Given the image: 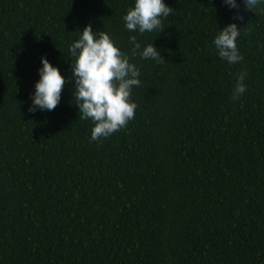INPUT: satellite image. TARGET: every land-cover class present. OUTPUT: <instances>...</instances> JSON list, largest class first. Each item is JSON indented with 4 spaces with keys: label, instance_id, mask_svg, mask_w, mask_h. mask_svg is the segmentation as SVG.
<instances>
[{
    "label": "trees",
    "instance_id": "obj_1",
    "mask_svg": "<svg viewBox=\"0 0 264 264\" xmlns=\"http://www.w3.org/2000/svg\"><path fill=\"white\" fill-rule=\"evenodd\" d=\"M164 2L158 35L124 27L134 0H0V264H264V11ZM230 23L234 65L212 45ZM88 24L141 72L134 118L100 142L71 83L53 111H28L41 57L70 77ZM133 35L164 60L132 57Z\"/></svg>",
    "mask_w": 264,
    "mask_h": 264
},
{
    "label": "clouds",
    "instance_id": "obj_2",
    "mask_svg": "<svg viewBox=\"0 0 264 264\" xmlns=\"http://www.w3.org/2000/svg\"><path fill=\"white\" fill-rule=\"evenodd\" d=\"M229 10H237L236 20H243L239 14L237 0H222ZM246 10L253 12L260 8L264 11V0H242ZM164 0H134V6L123 16L124 27L129 32L139 34L164 31L163 20L173 13ZM78 32V38L68 46L71 57V76L61 74L46 56L40 59L39 79L30 95V113L53 111L61 101V94L66 84L73 85L72 97L79 112V119L90 120L93 124L90 142H100L113 133L127 126L135 116L137 104L131 100L134 87L141 85L139 67L132 63L127 52L122 51L107 32L93 31L88 24ZM241 35L236 23H230L218 29L212 40L216 55L230 65L244 60L237 45ZM131 56L163 61L161 51L154 43L141 46L135 35L129 36ZM247 72L236 74L237 83L233 88L232 99L238 100L246 90L244 81Z\"/></svg>",
    "mask_w": 264,
    "mask_h": 264
}]
</instances>
